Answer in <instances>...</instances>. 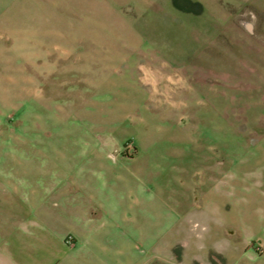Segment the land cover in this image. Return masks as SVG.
Returning a JSON list of instances; mask_svg holds the SVG:
<instances>
[{
    "label": "rangeland",
    "instance_id": "obj_1",
    "mask_svg": "<svg viewBox=\"0 0 264 264\" xmlns=\"http://www.w3.org/2000/svg\"><path fill=\"white\" fill-rule=\"evenodd\" d=\"M177 3L7 10L0 264H64L89 223L99 264H264V0Z\"/></svg>",
    "mask_w": 264,
    "mask_h": 264
},
{
    "label": "crops",
    "instance_id": "obj_2",
    "mask_svg": "<svg viewBox=\"0 0 264 264\" xmlns=\"http://www.w3.org/2000/svg\"><path fill=\"white\" fill-rule=\"evenodd\" d=\"M16 2L17 0H0V78L3 77L8 80L13 78V63H16L17 53L15 55L14 37L18 34V27L13 13L8 14L7 10L11 6L14 8V3ZM1 63L4 64V67ZM72 220L78 221L79 219ZM83 220L87 221L86 223L89 222V219ZM87 226L88 229L81 235L86 244L81 243L73 247L68 246L63 241L64 231L60 232L58 242L54 246L49 244L54 253L53 256L57 258L56 260H62V263L65 262L66 264H85L86 262L84 261L89 262V264H99L97 259H93V255L97 254L101 256V253L106 250L105 248L100 250L91 247L95 232L92 231L90 223ZM116 252L118 254L116 259L118 264H132L135 261H132L129 257L130 249L119 248L116 249ZM102 262L104 261L102 260Z\"/></svg>",
    "mask_w": 264,
    "mask_h": 264
},
{
    "label": "trees",
    "instance_id": "obj_3",
    "mask_svg": "<svg viewBox=\"0 0 264 264\" xmlns=\"http://www.w3.org/2000/svg\"><path fill=\"white\" fill-rule=\"evenodd\" d=\"M174 3L176 6L180 7V5L177 3V0H174ZM195 4H200V3H195Z\"/></svg>",
    "mask_w": 264,
    "mask_h": 264
}]
</instances>
